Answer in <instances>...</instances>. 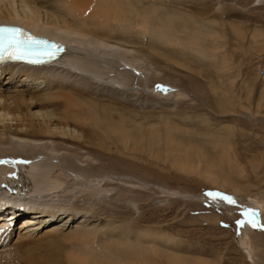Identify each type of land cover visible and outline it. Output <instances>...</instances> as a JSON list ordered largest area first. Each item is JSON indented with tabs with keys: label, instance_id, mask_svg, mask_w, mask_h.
I'll return each instance as SVG.
<instances>
[{
	"label": "rangeland",
	"instance_id": "rangeland-1",
	"mask_svg": "<svg viewBox=\"0 0 264 264\" xmlns=\"http://www.w3.org/2000/svg\"><path fill=\"white\" fill-rule=\"evenodd\" d=\"M197 1L190 9L199 17H208L205 15L207 10H200L203 9L201 0ZM222 3L226 8L223 11L225 14H213L207 22V29L219 34L206 38L205 45L209 48L207 56L196 55L185 46L182 50L180 46L163 45L148 36H135L133 39L134 33L127 36L122 34L120 38L126 37L121 39L122 42L144 48L148 60L161 71L160 78L151 79L150 74L147 78L141 72H135V69H124L120 74L122 67L114 64L120 75L114 74L121 86L136 93L140 100L148 104L143 110L145 115L139 112V107L135 113L128 103L121 105L108 101L106 104H110L114 110L124 111L136 123H143V134L124 147L120 139H105V131L95 128L98 136L91 135L103 147L85 146L83 152L96 160L92 168L94 177L88 180L90 184L108 180L112 175L115 178L130 176L143 182V185L130 186L111 180L114 185L109 186L108 190L117 193L123 202L117 201L116 204L124 205L128 212L121 208L118 212L114 211L112 217L96 221L102 224L100 232L91 235L77 233L76 227L53 235L43 234L31 243L33 255L39 262L122 264L120 261L125 263L127 258L132 261L134 253L122 255L120 251L127 245H133L138 246L139 250L142 248L140 251L144 248L141 257L134 256L139 264H144V260L145 264H173L171 258L174 256L182 257L184 264H264V0H224ZM162 6L165 10L179 12L178 4L159 3L157 7ZM188 13L191 12H185ZM213 19L218 24H214ZM233 26L243 29V39V36L236 35ZM255 30L262 33L257 39L252 38ZM181 92L187 97L176 95ZM79 109L76 112L81 121L89 119L87 122L90 125L98 124V118L87 108ZM98 110L102 111L100 108ZM103 113L99 114L103 129L105 116L118 119L116 113ZM165 120L176 123L178 132L174 131V134L185 141L184 145L195 140L202 143L201 137L204 141L214 138L228 140L231 146L229 155L235 163L234 167L239 168L238 173L237 170H228L236 189L233 186L212 185L204 177L205 164L198 161L200 156L197 152L191 153L197 171L187 173L172 163L176 155H172L165 141L150 148L148 144L154 138H151L150 127L158 126V131L161 128L165 131ZM128 124L131 126V121ZM90 125L82 129L92 133L93 127ZM162 139L165 140L164 137ZM204 148L211 157H219L220 146L214 149L211 144L205 143ZM58 171L60 167L53 172L57 174ZM58 178L62 180L65 176ZM86 190L88 193L84 197H96L98 210L105 206L107 201L101 197L106 194L105 190L93 191L91 186ZM209 192L231 197L236 203L210 197L206 195ZM197 196L215 200H199ZM126 198L133 199L137 206L130 205ZM214 202L216 205L218 202L220 207L215 206ZM248 209L258 214V226L255 228L247 223L243 226L237 223L246 219L243 213ZM63 220L64 217H61L55 223L62 225ZM25 256L22 255L21 262H24L20 264L26 263ZM75 257L81 261L75 262L72 259Z\"/></svg>",
	"mask_w": 264,
	"mask_h": 264
},
{
	"label": "bare ground",
	"instance_id": "bare-ground-1",
	"mask_svg": "<svg viewBox=\"0 0 264 264\" xmlns=\"http://www.w3.org/2000/svg\"><path fill=\"white\" fill-rule=\"evenodd\" d=\"M222 1L201 0L203 9L200 10H207L205 15H209L202 18L190 9L197 0H0V25L24 27L38 36L68 45V52L62 59L49 66H28L25 63L0 66V160L9 161L0 164V264H20L23 254H26L25 264H46L39 262L31 250V243L43 234L53 235L76 227L77 233L91 235L100 230L102 224H97L98 221L112 217L118 209H126L124 205L116 204L122 201L117 193L108 190L109 186L114 185L111 180L130 186L143 185V182L130 176L115 178L109 175L108 180L98 179L97 184H90L88 180L94 177L92 168L96 160L83 152L85 146L103 147L91 135H97L95 128L105 131V139H120L124 147L143 134V123H136L124 111L114 110L110 104H106L108 101L121 105L128 103L135 113L137 107L142 110L139 112H143L148 104L140 100L136 93L121 86L115 76L118 69L114 64L122 67L120 74L124 69H135L144 77L149 78L150 74L151 79L160 78L161 71L148 60L144 48L122 42L121 39L126 37H120L130 33L135 34L133 39L135 36H148L163 45L180 46L182 50L185 46L196 55L207 56L209 48L205 45L206 38L219 35L207 29V22L213 14H222L226 10ZM159 3L178 4L179 12L157 7ZM182 11L184 13L180 14ZM213 21L218 24L215 19ZM232 28L238 37L245 35L240 27ZM261 35V31L255 30L252 38L257 39ZM176 95L187 97L183 92ZM227 101L230 104L229 98ZM78 108L80 111L87 108L98 118V124L90 125L87 122L89 119L81 121L76 112ZM100 112L105 115L107 112L108 115L116 113L118 119L105 116L103 129ZM128 121H131V126ZM164 123L165 131L162 128L158 131V126L150 127L151 138L154 137L148 144L150 148L165 141L172 155H176L172 156V163L187 173L197 171L191 154L197 152L200 156L198 161L205 164L204 177L212 185L234 187L228 170H237L238 173L239 168L234 167L235 163L229 155L231 146L228 140L214 138L204 141L201 137L202 143L195 140L184 145L185 141L174 134L177 131L176 123L169 120ZM89 125L93 127L92 133L82 129ZM162 132L164 134L161 135ZM205 143L211 144L214 149L220 146L219 157L208 155ZM180 156L184 157L178 159ZM57 167H60V174L53 172ZM98 168L101 169V166ZM62 175L65 178L61 180L58 177ZM89 186L93 187V191L105 190L106 194L101 197L105 198L107 205L98 210L96 197H84ZM197 198L215 200H209L207 196ZM127 202L137 206L133 199ZM61 217H64L62 225L59 223L57 226L55 222ZM93 222L96 224H91ZM89 226L92 228L89 229ZM123 249L120 251L122 255L127 252L134 254L132 261L127 258L125 263H121L139 264L135 259L142 256L140 254L144 248L140 251L142 248L139 250L138 246L127 245ZM72 259L81 261L76 257ZM171 259L173 264L185 263L180 256Z\"/></svg>",
	"mask_w": 264,
	"mask_h": 264
},
{
	"label": "snow or ice",
	"instance_id": "snow-or-ice-1",
	"mask_svg": "<svg viewBox=\"0 0 264 264\" xmlns=\"http://www.w3.org/2000/svg\"><path fill=\"white\" fill-rule=\"evenodd\" d=\"M40 43L36 37L26 35L23 30L13 27L0 26V61L8 60H25L30 63L39 62L38 59L32 58ZM57 47V46H53ZM9 161L0 160V164H7ZM17 163H23L18 161ZM210 197H220L226 200L230 204H235V200L231 197L224 196L220 193H207ZM246 219L238 221L241 226L244 224H250L252 227H257V212L252 209L245 210L243 213Z\"/></svg>",
	"mask_w": 264,
	"mask_h": 264
}]
</instances>
